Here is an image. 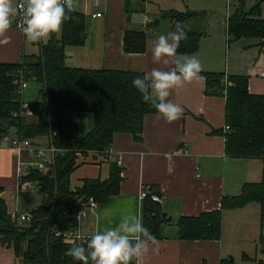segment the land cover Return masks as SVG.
Returning a JSON list of instances; mask_svg holds the SVG:
<instances>
[{"label":"crops","instance_id":"0c3cea01","mask_svg":"<svg viewBox=\"0 0 264 264\" xmlns=\"http://www.w3.org/2000/svg\"><path fill=\"white\" fill-rule=\"evenodd\" d=\"M230 1L226 0L227 6ZM232 1L235 6L236 0ZM187 3L190 7L185 4L182 8L177 0H74V8L85 16L90 15L93 20L107 14L108 19L105 18L103 23L106 27L110 24L114 7L119 8L122 14L116 29L104 31L94 44L83 47L76 59L71 58L67 64L141 69L146 73L154 67L171 70L175 66L172 60L164 65L154 64L152 59L154 41L172 31L170 22L160 13L165 9L199 10L205 13L202 19L205 32L197 49L176 53L172 59L195 56L202 65V71L223 72L227 79L231 74L247 75L248 90L264 94V45L260 38L231 40L226 30V19L230 13L219 20L210 14L209 18L206 11H213L212 0L203 8ZM96 11L101 14L93 16ZM135 12L144 14L132 20ZM145 16H158L159 25L148 27L151 31L143 52L125 51L122 43L124 30L146 27ZM6 35L10 42L0 45V62H19L27 53L26 38L14 25ZM86 37L87 34L81 42H85ZM205 86V76L200 73L198 79L171 91L168 99L184 109L179 120L168 123L162 117L157 120V112L146 113L141 140H136L130 132H116L107 157L92 151L79 157V164L70 175L71 187L80 185L84 177H108L109 161H119L122 176L117 194L104 203H98L94 210H85L79 222L81 233L92 235L105 227H114L125 216L141 220L143 197H139V192L144 187L153 186L160 192L158 201L171 215V220L161 226L162 235L157 238L159 252L153 251L154 246L149 245L142 264H221V260L229 259L230 255L237 264H257L258 258L264 261V252L259 251L257 241L264 225H260L259 204L255 201L224 209L221 236L217 239H183L178 236L176 221L180 215H197L219 208L222 196L239 193L245 181L264 180V157L235 156L225 151V89L223 86L221 92L205 93ZM62 124L66 137L73 140L92 127L93 115L90 111L66 110ZM219 128L221 132L213 130ZM35 140L46 142V137L39 136ZM24 157H27L26 151L19 153L0 140L1 195L8 211L18 216L25 213H18L19 191L27 187L37 190L33 181L19 180L20 160ZM24 204L28 212L38 203L24 201ZM244 254L249 258H244ZM0 264H16L11 248L0 245Z\"/></svg>","mask_w":264,"mask_h":264},{"label":"trees","instance_id":"16d2710c","mask_svg":"<svg viewBox=\"0 0 264 264\" xmlns=\"http://www.w3.org/2000/svg\"><path fill=\"white\" fill-rule=\"evenodd\" d=\"M245 0H236L235 9L226 19V30L231 40L240 37H259L264 45V16L255 0L244 8ZM69 17L55 33L43 43L37 52L25 53L19 62H0V139L15 134L35 139L46 137L58 150L46 171L29 167L20 181L31 180L38 191L46 193L51 200L29 209L30 218L19 220L7 208L0 186V245L13 250L16 264H82L67 256L73 243L86 247L91 235L73 241L65 240L54 233L71 228L78 205L93 196L104 203L119 192L122 179L121 166L109 161V175L84 177L82 183L71 187L70 175L79 164V157L92 151L107 157L116 132H130L136 140L142 139L144 116L156 112L150 102H144L140 92L133 86L136 77L147 73L141 69L120 67H85L69 65L65 61V46L78 44L85 30V15L74 8ZM205 13L199 10L165 9L160 16L167 19L172 31L176 22L186 25V38L181 40L176 53H189L197 49L199 39L205 32L202 19ZM148 27L140 26L124 30L123 48L127 52H143L150 34ZM25 79L41 83V98L29 100L30 114H14L23 101L13 81L17 71ZM205 76V93L221 92L224 86L225 151L230 155L264 157V94L251 93L247 87V75L231 74L227 84L223 72L201 71ZM222 85V86H221ZM66 110L90 111L92 127L82 136L69 140L64 132L62 117ZM222 131L221 128L213 129ZM143 197L141 222L156 237H161L163 208L152 199L148 188ZM255 201L259 204V221L264 225V180L245 181L239 193L225 194L219 208L205 210L197 215H180L176 221L178 236L183 239H217L221 236L222 212L227 208L242 206ZM259 251L264 252V231L258 236ZM244 258H249L247 254ZM253 258V257H252ZM257 264H264L260 258ZM91 264V262H90ZM221 264H237L224 258Z\"/></svg>","mask_w":264,"mask_h":264},{"label":"clouds","instance_id":"9594fccd","mask_svg":"<svg viewBox=\"0 0 264 264\" xmlns=\"http://www.w3.org/2000/svg\"><path fill=\"white\" fill-rule=\"evenodd\" d=\"M67 12L74 10V0H19L14 6L13 0H0V45L10 42L6 34L11 29L13 18L22 13L20 29L30 43L46 42L51 34L61 30L63 22L69 17ZM186 25L176 22L175 31L160 35L151 49L154 64L174 63L171 70L152 68L143 77L133 79V86L140 92L144 102H150L156 109L157 120L161 117L168 123L179 120L184 109L168 99L174 89L184 87L186 83L198 79L202 65L195 56L176 58L181 40L186 38ZM81 216H77L80 222ZM159 252L157 238L143 226L135 216H125L114 227L97 230L86 241V247L73 243L66 252L82 264H142L143 257L149 251Z\"/></svg>","mask_w":264,"mask_h":264},{"label":"rangeland","instance_id":"374dc122","mask_svg":"<svg viewBox=\"0 0 264 264\" xmlns=\"http://www.w3.org/2000/svg\"><path fill=\"white\" fill-rule=\"evenodd\" d=\"M177 1H178L179 6H181L182 8L185 6V4L186 6L190 7L187 2H189L191 5L198 6L197 8H203L204 4H206L207 2L211 0H177ZM252 1L253 0H246L244 4L245 7L249 8L254 3ZM79 6L81 7L80 3H79ZM199 6H202V7H199ZM260 7H261V15L264 16V4L262 2L260 4ZM211 8H213V11L205 10L208 14V17L210 18V15H213L216 19L219 20V19H223L224 16H226L227 12L228 14L233 12V10L235 9V6L232 0L230 1V4L228 6H227L226 0H212ZM112 11H113V16L111 17L110 24H108L107 27H106V24H103L105 22V18L108 17L107 14H105L103 17H98L94 20L93 18H90V15L85 16L84 32L87 34V37L85 39L86 41L78 43V44H67L65 46V54H66V57L68 58L66 59V63H68V61H70L71 58L76 59L78 52L82 50L83 47L91 46L92 44H94L96 39L100 35H102L104 31L108 32L109 30L111 32L114 29V27L116 29V26H118L120 22L122 12L117 7H114ZM143 14H144L143 12H135L132 14L131 18L132 20L133 18L138 19L139 16L140 15L143 16ZM216 23L218 24V22ZM60 32L61 30L55 33V35L59 36ZM40 43H43V42L30 43L26 40L27 53L37 52L39 50ZM40 87H41L40 82L34 79H30V80L28 79L27 86L24 88V90L21 93V100L24 102H27V100H34V99L41 98L42 95L39 93ZM27 188L21 189L19 193L17 194L18 213L21 211L26 212L27 205L24 204V201L25 202L30 201L33 203L37 202L38 203L37 205L48 204L50 202L51 198L48 194L43 193V192H38L37 190H35L34 187L32 189L31 188L27 189Z\"/></svg>","mask_w":264,"mask_h":264},{"label":"built area","instance_id":"2783aa9c","mask_svg":"<svg viewBox=\"0 0 264 264\" xmlns=\"http://www.w3.org/2000/svg\"><path fill=\"white\" fill-rule=\"evenodd\" d=\"M13 4L14 6H18L19 0H13ZM100 14L101 12L99 11L92 13L93 16H98ZM21 17H22V13L18 12L17 16L13 18L14 22L12 25L17 27V25L20 23ZM149 19H150L149 17L145 16L144 22ZM13 81L16 85L17 91L22 93L24 88L27 86V79L24 78L20 70L17 71V74L15 75ZM223 81L224 84H227L228 82L227 76L223 77ZM30 113H31V108L29 104L24 101L22 103L20 110L14 112V114H26V115ZM225 129H228L227 124H225ZM0 140L3 144L12 147L19 153L22 151H26L27 157L21 158L20 160V165H21V167H19L20 177L21 175L27 172V169L29 167H34L46 171L49 168L50 164H52L54 154L58 150V148L55 147L50 142H38L35 139L29 137H19L15 134L6 135L2 137ZM109 151L110 149L108 150V152ZM23 164L24 166H22ZM147 193H149V191L146 187H144L140 190L139 197L141 198L145 197ZM150 195L152 199L157 201L160 200L159 194L155 192H150ZM97 205L98 202L94 199V197L89 196L87 200L85 202L80 203L77 209L75 210L73 215L75 220L74 225L71 228L65 230H60L54 227L53 228L54 233L56 235H61L67 241H73L74 239H78L81 238L82 236H85L83 233L80 232L79 221L77 220V216H81V215L83 216L87 208H89L90 210H94ZM14 216H16L21 221L28 220L30 218V214L28 212L21 213L19 214V216L18 215H14Z\"/></svg>","mask_w":264,"mask_h":264},{"label":"water","instance_id":"95a60500","mask_svg":"<svg viewBox=\"0 0 264 264\" xmlns=\"http://www.w3.org/2000/svg\"><path fill=\"white\" fill-rule=\"evenodd\" d=\"M158 25H159V17L158 16H154V17L150 18L149 20H147L145 22V26L146 27H150V28H155ZM85 36H86V33L85 32H82L80 34V38H81L82 41L84 40ZM161 215H162V218L165 221H170L171 220V215L168 214L167 211L163 210L162 213H161ZM229 259L230 260H233V257L230 255L229 256Z\"/></svg>","mask_w":264,"mask_h":264}]
</instances>
